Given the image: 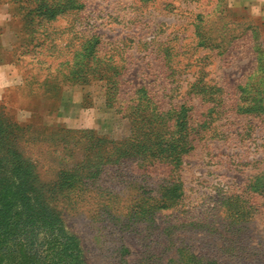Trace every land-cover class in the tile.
Listing matches in <instances>:
<instances>
[{
    "label": "rangeland",
    "instance_id": "1",
    "mask_svg": "<svg viewBox=\"0 0 264 264\" xmlns=\"http://www.w3.org/2000/svg\"><path fill=\"white\" fill-rule=\"evenodd\" d=\"M14 167L53 217L43 249L264 264V21L233 0H0Z\"/></svg>",
    "mask_w": 264,
    "mask_h": 264
},
{
    "label": "trees",
    "instance_id": "2",
    "mask_svg": "<svg viewBox=\"0 0 264 264\" xmlns=\"http://www.w3.org/2000/svg\"><path fill=\"white\" fill-rule=\"evenodd\" d=\"M174 156L171 160L179 161ZM1 176L6 179L0 181V196L9 195L12 200L0 205V264H82L70 249H43L41 232L33 226L48 225L53 217L42 213L36 195L26 190V182L38 183L35 175L14 167L0 169Z\"/></svg>",
    "mask_w": 264,
    "mask_h": 264
},
{
    "label": "crops",
    "instance_id": "3",
    "mask_svg": "<svg viewBox=\"0 0 264 264\" xmlns=\"http://www.w3.org/2000/svg\"><path fill=\"white\" fill-rule=\"evenodd\" d=\"M236 11L243 10L251 16L260 17L264 21V0H233Z\"/></svg>",
    "mask_w": 264,
    "mask_h": 264
}]
</instances>
